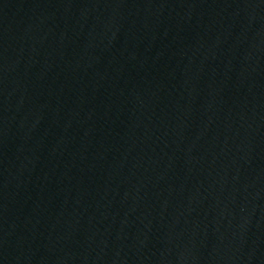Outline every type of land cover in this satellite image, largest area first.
Here are the masks:
<instances>
[{
  "label": "water",
  "instance_id": "1",
  "mask_svg": "<svg viewBox=\"0 0 264 264\" xmlns=\"http://www.w3.org/2000/svg\"><path fill=\"white\" fill-rule=\"evenodd\" d=\"M0 264H264V0H0Z\"/></svg>",
  "mask_w": 264,
  "mask_h": 264
}]
</instances>
